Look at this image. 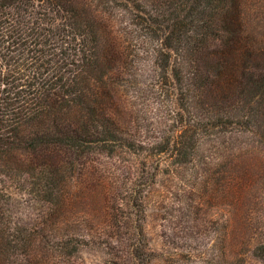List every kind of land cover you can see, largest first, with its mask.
I'll use <instances>...</instances> for the list:
<instances>
[{"label":"trees","instance_id":"16d2710c","mask_svg":"<svg viewBox=\"0 0 264 264\" xmlns=\"http://www.w3.org/2000/svg\"><path fill=\"white\" fill-rule=\"evenodd\" d=\"M102 2L107 13L118 9L120 30L89 0H0V264H55L78 253L63 232L70 184L93 155L152 156L159 167L166 154L175 167L196 166L205 144L225 147L235 216L255 158L264 160V0ZM151 39L161 78L150 89L157 98L166 86L173 97L161 135H147V116L134 124L123 95L139 84L140 45ZM10 184L49 204L41 222L14 218ZM236 221L239 239L227 234L211 264H246L237 251L246 219ZM142 233L128 248L133 259ZM252 257L264 264V239Z\"/></svg>","mask_w":264,"mask_h":264},{"label":"rangeland","instance_id":"374dc122","mask_svg":"<svg viewBox=\"0 0 264 264\" xmlns=\"http://www.w3.org/2000/svg\"><path fill=\"white\" fill-rule=\"evenodd\" d=\"M89 1L120 30L118 9L107 13L102 0ZM156 43L151 39L140 45L141 56L135 64L139 84L123 88L134 124L147 116V135L166 134L171 127L166 117L171 114L173 97L165 93L166 86L159 87L162 96L157 98L150 89L155 81L160 85L161 78L151 55ZM204 156L212 162L199 163ZM93 159L70 184L72 222L63 232L72 235L70 249L76 246L78 253H64L55 264H211L227 234L230 242L238 238L236 220L240 216L246 219L247 236L238 243V256L246 264H260L252 257V249L264 239V160L255 158L259 164L253 168L254 179L245 186L243 201H237L235 216V200L225 184L231 159L225 147L205 144L196 166L175 167L166 154L159 167L156 157L129 153L93 155ZM6 191L15 219L27 224L43 220L49 209L46 201L13 184ZM138 232H143L138 243L140 257L133 259L128 248Z\"/></svg>","mask_w":264,"mask_h":264}]
</instances>
